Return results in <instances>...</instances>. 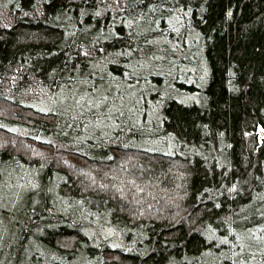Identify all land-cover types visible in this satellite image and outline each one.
Here are the masks:
<instances>
[{"label": "trees", "instance_id": "16d2710c", "mask_svg": "<svg viewBox=\"0 0 264 264\" xmlns=\"http://www.w3.org/2000/svg\"><path fill=\"white\" fill-rule=\"evenodd\" d=\"M259 127L264 0H0V264H264Z\"/></svg>", "mask_w": 264, "mask_h": 264}, {"label": "rangeland", "instance_id": "374dc122", "mask_svg": "<svg viewBox=\"0 0 264 264\" xmlns=\"http://www.w3.org/2000/svg\"><path fill=\"white\" fill-rule=\"evenodd\" d=\"M34 103L35 105H40L43 109H47L48 104H44L43 100L40 99H36ZM71 100H73V98H71ZM43 101V102H42ZM73 104V102H72ZM58 106H60V104H58ZM262 136H260L261 138ZM263 138V137H262ZM30 189L29 188H25L23 189V191L20 192V195L15 199L8 197L9 202H7L8 200H6L4 205L7 206L8 204L13 206V207H20L23 206L25 204V198L28 195V191ZM13 199V202H12ZM16 202V203H15ZM13 204V205H12ZM2 206V205H1ZM7 227V224H6ZM16 228H0V246H2V248L5 249V255L3 254V256L6 258L7 255L11 252V253H16L18 254V246L16 245L15 241L12 240V236L14 235V233H17L18 231H16ZM8 237V238H6ZM6 238V239H5ZM5 239V240H4ZM11 239V240H10ZM99 240H105L106 244L109 245L111 248H115V249H119L121 247H123V243L125 241H123V236L122 234L115 230V228L113 227H101L100 229H98V238Z\"/></svg>", "mask_w": 264, "mask_h": 264}, {"label": "water", "instance_id": "95a60500", "mask_svg": "<svg viewBox=\"0 0 264 264\" xmlns=\"http://www.w3.org/2000/svg\"><path fill=\"white\" fill-rule=\"evenodd\" d=\"M258 132L264 137V130L261 127H259Z\"/></svg>", "mask_w": 264, "mask_h": 264}]
</instances>
